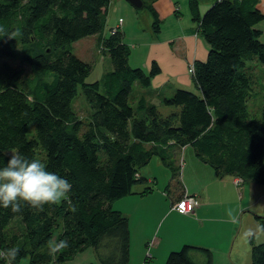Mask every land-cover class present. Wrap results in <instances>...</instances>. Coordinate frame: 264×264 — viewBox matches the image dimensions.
I'll list each match as a JSON object with an SVG mask.
<instances>
[{"label":"trees","instance_id":"obj_1","mask_svg":"<svg viewBox=\"0 0 264 264\" xmlns=\"http://www.w3.org/2000/svg\"><path fill=\"white\" fill-rule=\"evenodd\" d=\"M110 1L0 0V26L19 32L0 37V158L18 151L41 159L72 184L75 205H44L43 212L24 206L17 214L0 207V250L17 247L15 264H63L86 249L96 254L91 264H129L128 218L112 204L137 184H148L141 195L153 190V179L140 172L152 158L170 172L164 193L177 194L176 202L189 195L179 181L183 147L219 177L264 186V43L255 27L264 22L261 0H214L203 14L199 1H187L208 46L206 58L193 62L195 92L153 90L150 81L161 72L155 60L146 71L129 66L123 31L105 28ZM153 1L142 0V9L158 30ZM87 36L111 61L93 81H86L92 65L73 50ZM254 60L262 78L248 64ZM78 90L90 107L85 118L73 107ZM159 105L175 112L162 116ZM255 219L264 224V216ZM61 239L68 248L49 255ZM248 243L250 264H264V242ZM180 248L165 264L212 263L208 248Z\"/></svg>","mask_w":264,"mask_h":264},{"label":"crops","instance_id":"obj_2","mask_svg":"<svg viewBox=\"0 0 264 264\" xmlns=\"http://www.w3.org/2000/svg\"><path fill=\"white\" fill-rule=\"evenodd\" d=\"M187 1L154 0L152 3L159 17L168 13L170 16L174 13L178 14L177 7L186 8L185 13L189 19L187 24L193 29L195 24L191 20ZM205 2L207 1H199V12L207 7L209 2ZM257 7L259 10L263 9L264 0H261ZM172 10L173 14L170 13ZM107 27L111 26L106 25L105 28ZM199 36L200 40L187 37L184 42L185 49L174 51L175 56L165 47L154 45L155 47L147 52L149 55L145 65L140 67L147 69L151 61L157 62L167 56L173 61V66L179 67V70L174 71L176 76L182 77L185 69L184 60L193 63L207 55L208 46L203 37ZM159 67L161 70V66ZM164 86L161 84L155 89ZM160 107L169 108L159 105L158 108ZM152 159L140 172L148 178V181L153 179L154 185L158 186L157 175L150 167H155L157 170L159 166L165 167L156 158L157 161L151 165ZM179 159L181 163L179 181L183 185V191L189 195L194 194L199 203L191 213L180 214L174 210V203L180 197L172 191L169 196L164 193V188L170 183V174L164 171H161L164 178L159 185L164 188L155 187L145 195L139 194L143 188L132 189L133 194L115 200L112 204L128 218L129 264H165L166 255L184 244L208 248L213 258L211 264H246V262L250 264V245L243 236L244 232L240 235L239 233L243 225V214L247 210L259 216L264 215V186H257L251 181H242L238 188L235 187L232 176L227 174L222 177L217 176L206 164L195 158L190 147H183ZM142 205L145 209H138ZM229 209L234 213L242 210V214L239 215L240 228L238 223L229 222L227 216ZM253 239L256 243L264 242L263 236L258 240L255 237Z\"/></svg>","mask_w":264,"mask_h":264},{"label":"rangeland","instance_id":"obj_3","mask_svg":"<svg viewBox=\"0 0 264 264\" xmlns=\"http://www.w3.org/2000/svg\"><path fill=\"white\" fill-rule=\"evenodd\" d=\"M204 1H207L209 3L207 4V7L205 9L204 8L202 9L201 11L202 14L207 10L208 7L212 5V3H214V0L213 2L212 0L211 2L210 0H204ZM147 2L149 1H146V3ZM179 9L180 8L178 7L176 9V11H178V14L175 13L173 14V10H172L170 12L171 14H173L172 16H170V14L168 13L163 17H158L159 23L157 24V26H159V28L158 30H155V28L151 26L154 18L152 15L149 14L147 10L145 9L135 10L130 4L128 5L124 0L110 1V4L107 9L106 25H109L111 27H116L119 25V27L123 30L124 42L128 45L131 51V54L128 58L129 66L131 68L132 67L141 68L143 65H145L147 61V57L149 55L147 52L149 49H153V47H155L154 45H158L159 47H165L168 51L171 52L173 56H175L174 51L176 50L183 51L185 49L184 42L187 37H192L194 39L200 40L198 38L199 35H197L198 33L196 32V29L190 28V26L187 24L188 23L187 20L189 19H187V15H186L187 13H185L186 8L181 7V9L180 10ZM179 12H181L182 14H179ZM255 27L261 30L262 34L259 38V41L261 43H264V22L258 23L257 25H255ZM96 48H97L96 40L90 36L79 39L73 44L74 53H76L81 60H83L84 62H89L92 65L91 71L89 72L90 74L88 75L86 81H93L100 79L101 76L104 74V72L109 71V69L111 68V61L108 55L105 53H100V51H98ZM201 58L202 59L200 60H204L206 57L202 56ZM158 61L157 62L159 66H161L162 71L161 73L155 75L154 78L151 79L150 82L152 89H155L156 87L162 84L165 85L163 87V92L166 91L170 92L177 88L185 89L188 91L195 90L194 83L190 77V70L188 69L193 67V63H190L189 60L187 61L184 60L185 69L183 67L184 69L183 75L182 77H178L176 76L174 71L179 70L178 69L179 67L177 65L173 66L174 63L170 58L165 56L164 58H161ZM151 62L149 63L147 69H142V70L144 71L148 70L151 65ZM248 64L253 66L255 65L258 66L255 60L254 62L249 61ZM255 69H257L258 72L262 74V76L259 75V77L262 78L263 77L262 68L258 66ZM251 105H253V102H250L248 104V108H250ZM73 107L77 111L78 116H80L81 118H85L86 115L88 114V111L90 110L89 105L86 103L84 97L80 94L79 90L77 91V97L73 102ZM158 109L162 116H167L168 113L175 112V109H172L170 107L167 109L160 107ZM254 111L255 114H259L260 110H258L257 108ZM152 160L153 161L151 165L157 161L155 158H153ZM159 167L160 168L158 170L155 167H150V168L153 169V171L157 175L156 177L160 185V183H162L161 181L164 178V175L161 171H164V173L167 172L169 174L170 172L166 168H163L162 166ZM159 185L158 186L157 184L153 185V189H155V187H159ZM147 186L148 184L146 183L137 184L133 187V190H137L139 187L144 189ZM159 188H164V187H159ZM138 209L144 210L145 209L144 205L139 206ZM247 211L243 214L244 216L243 225L239 235L242 234L246 229L248 228L254 229L257 226V224H260L255 219V215L257 214L253 213L252 211L250 212ZM239 226L240 223H238V227ZM262 236L264 237V234H258L255 238L258 240L259 238H262ZM230 243L231 241L229 242L228 245L229 248L231 247ZM247 244H248V240H247ZM179 249L181 248L179 247L174 250H179ZM94 261L95 262L97 261L95 252H93L91 249H86L84 252L80 254H76L72 259H70L68 262H64L63 264H91ZM26 263H27L26 259H22L17 264H26ZM247 263L248 262H246V264Z\"/></svg>","mask_w":264,"mask_h":264},{"label":"clouds","instance_id":"obj_4","mask_svg":"<svg viewBox=\"0 0 264 264\" xmlns=\"http://www.w3.org/2000/svg\"><path fill=\"white\" fill-rule=\"evenodd\" d=\"M19 32L9 33L3 26H0V37L9 40L14 39ZM72 184L63 176L49 171L48 166L41 159H29L18 151L7 154L0 158V207L8 209L13 214L22 213L24 206L36 212H43L44 205H57L67 202L74 211L69 193ZM242 210L233 212L227 211L229 222L239 223V215ZM258 234H264V224H257L253 228L244 231L246 240H251ZM68 248V241L61 239L51 242L49 255H55ZM20 250L15 247H8L0 250V261L4 264H15Z\"/></svg>","mask_w":264,"mask_h":264},{"label":"built area","instance_id":"obj_5","mask_svg":"<svg viewBox=\"0 0 264 264\" xmlns=\"http://www.w3.org/2000/svg\"><path fill=\"white\" fill-rule=\"evenodd\" d=\"M190 70V73L192 72V67L191 68H188ZM240 179H235L234 180V184L236 186H238V184L240 183ZM197 201L195 199V197H190L188 195H184L182 197L181 200H179L178 202H175L174 203V209L180 213V214H188V213H191L192 210L194 209L195 206H197Z\"/></svg>","mask_w":264,"mask_h":264},{"label":"water","instance_id":"obj_6","mask_svg":"<svg viewBox=\"0 0 264 264\" xmlns=\"http://www.w3.org/2000/svg\"><path fill=\"white\" fill-rule=\"evenodd\" d=\"M128 5L130 4L135 10H140L143 8L144 4L142 0H124ZM203 1V0H198Z\"/></svg>","mask_w":264,"mask_h":264},{"label":"bare ground","instance_id":"obj_7","mask_svg":"<svg viewBox=\"0 0 264 264\" xmlns=\"http://www.w3.org/2000/svg\"><path fill=\"white\" fill-rule=\"evenodd\" d=\"M198 1V0H197ZM111 28H119L118 26H116V27H111ZM236 178H233V184H234V180H235ZM242 183V181H240V183L238 184V186H236L235 184H234V186L235 187H239L240 186V184ZM188 196H190V197H195V199H196V201H197V198H196V196L193 194V195H188ZM198 203V202H197ZM199 204V203H198ZM197 204V205H198Z\"/></svg>","mask_w":264,"mask_h":264}]
</instances>
